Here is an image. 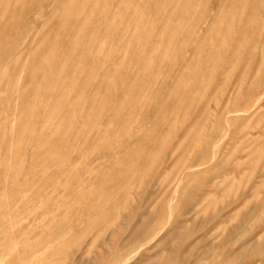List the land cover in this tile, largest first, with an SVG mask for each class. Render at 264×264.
Masks as SVG:
<instances>
[{
  "label": "rangeland",
  "instance_id": "rangeland-1",
  "mask_svg": "<svg viewBox=\"0 0 264 264\" xmlns=\"http://www.w3.org/2000/svg\"><path fill=\"white\" fill-rule=\"evenodd\" d=\"M0 264H264V0H0Z\"/></svg>",
  "mask_w": 264,
  "mask_h": 264
}]
</instances>
